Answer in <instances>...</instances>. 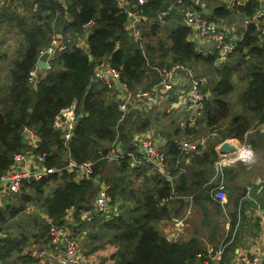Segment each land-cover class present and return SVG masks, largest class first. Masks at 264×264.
<instances>
[{"label": "trees", "instance_id": "1", "mask_svg": "<svg viewBox=\"0 0 264 264\" xmlns=\"http://www.w3.org/2000/svg\"><path fill=\"white\" fill-rule=\"evenodd\" d=\"M126 1L133 12L146 17L137 24L140 39L130 32L128 16L118 8L116 0H23L25 7L31 9L29 14L0 9V28L8 32L9 29H16L22 36L21 45L24 47L22 58L12 69L7 91L0 94V173L10 167L15 153L26 149L22 134L24 125L33 127L40 135L38 150L48 152V166H65L64 152L69 151L78 162L96 160L95 176L102 175V169L108 162L102 159V152L108 149L104 145L112 144L118 132L125 148H131L134 133L139 129L148 130L157 119L156 115L132 111L119 121L118 90L92 82L94 68L102 60L120 70L122 80L131 89L151 88L159 81L158 68H170L175 63L192 66L206 63L211 66L218 80H210L209 88L203 89L204 93L210 94L206 93L208 96L196 125L184 128L187 135L203 132L204 128L207 132L216 130L222 140H243L252 127L264 121V45L258 43L255 22L245 26L242 41L232 53L237 58L217 68L214 66V54H203L193 41H189L192 31L183 21V13L176 9L168 11L173 0ZM35 2L38 3L36 9L32 4ZM217 3L211 4L209 19L229 22L241 20V16L243 19L250 18L261 6V0H241L234 7H230L226 0ZM90 20L94 24L87 37V46L68 42V47L59 52L51 69L38 70L41 75L34 84L30 73L36 67L41 51L50 43L54 30L85 35L82 25ZM165 29L166 37L160 36ZM242 66L246 67L242 68L246 69L245 87L238 99L233 100L238 92L236 75ZM72 103H76L82 116L66 145L61 132L55 130L52 123L55 115ZM177 131L183 129L180 127ZM216 142L208 143L201 154L192 157L197 164L205 167L191 175L187 173L188 167L180 170L179 164H176V159L181 156L177 142L172 140L168 143V168L175 174L176 189L183 195L193 196L194 201L203 207L204 202L215 203L210 196L211 186L205 184L214 174V170L207 168L214 169V162L219 157ZM230 173L228 167L227 178ZM129 177L139 180L151 176H148L147 167H131L127 157L116 162L114 172L106 175L112 203L124 197L127 188L125 179ZM57 180H61L59 186L45 196L46 186ZM151 181L154 185L147 187L136 200V206L125 210L119 208L120 212L107 220L105 217V220L94 218L88 232L93 259L96 257L94 252L104 245L95 240L91 242V237L114 246L115 250L107 260L109 264H197L200 262H197L198 255L207 254L198 237L169 240L159 228V222L173 217L171 205L175 202L184 204V199L161 203V198L169 193L170 181L159 174H154ZM28 188L38 194L46 213L56 223L62 222L67 208H83L94 199L97 191L93 179L77 183L73 180V173L64 167L61 173L57 171L42 179L26 182L21 194L23 204L0 207L1 230L25 208V203L33 200L32 194L26 191ZM235 202L237 207L239 200ZM76 214L79 215L78 212ZM232 215L234 221L231 226L234 227L236 212ZM46 228L48 230V226ZM82 228L89 229L86 225ZM26 240V237L8 233L0 238V262L4 263L17 252L22 253L18 257L22 264H34L36 259L33 256L23 254ZM227 251L218 264H230Z\"/></svg>", "mask_w": 264, "mask_h": 264}, {"label": "built area", "instance_id": "2", "mask_svg": "<svg viewBox=\"0 0 264 264\" xmlns=\"http://www.w3.org/2000/svg\"><path fill=\"white\" fill-rule=\"evenodd\" d=\"M50 1V0H43ZM60 1V0H58ZM223 1V0H221ZM230 7L236 6L237 2L241 0H226ZM119 9L124 11L128 16V28L132 34L141 38L138 30V22L142 19L129 8V3L126 0H116ZM34 6L37 8L38 3L35 2ZM5 8L13 12H21L20 0H0V9ZM180 10L185 18V23L193 30V33L189 36L190 41H194L195 37L201 40L199 46L200 49L206 47L208 43H211L221 58L228 60L232 53L239 47L241 38L229 37L227 27L220 21H209L205 16V6L201 0H173L169 6L170 10ZM167 11V12H168ZM255 22L258 27L257 39L260 45H264V0L261 1V6L256 9L255 14L251 18L243 20L245 25ZM94 24L93 20H90L82 25L84 31L90 32ZM73 34L67 33L65 36H52L50 43L41 51L50 53V57L47 61V68L51 69L54 60L60 51L65 50L68 47V42L72 38ZM85 35L81 37L83 39ZM79 46L86 47L85 44ZM198 48V47H197ZM198 48V49H199ZM199 49V50H200ZM201 51V50H200ZM40 54V55H41ZM38 68L31 73L35 75L36 81L39 78ZM159 81L151 88H137L131 89L127 83L122 80L121 71L113 67L107 60L98 62L94 68V74L92 76V82L104 85L108 89L118 90L116 92V101L121 111V117L119 121L123 120L132 111L149 112L151 111L163 97L171 95L175 90L177 101L174 103V107L180 110H195V120H190L188 126L192 127L196 123L197 117L200 116L204 108L205 99L207 94L204 93L202 87V79L198 76L196 68L192 65L185 63H175L170 68H158ZM182 74V80L186 79L188 85H177V79ZM186 74V75H185ZM121 82L122 87L119 88L117 83ZM82 116L81 112H78L76 103H72L63 107L56 115L52 123V127L60 131L64 138L66 145L74 135L75 127ZM260 128L264 130V121L261 122ZM24 142L26 149L14 154L13 161L10 167L4 172L0 173V193L14 195L22 191L26 182L32 180H39L43 177H47L54 172H62L63 167L70 173L74 174L76 182L83 180L93 179L97 185V191L94 197V201L91 205H86L82 209L67 208L65 214V222L63 224L56 223L52 218H47L46 223L48 226L49 241L43 248L35 249L32 254L41 258H48V264H94V259L91 255L84 253L85 239L88 237V230L82 228L80 232H73L70 228L71 225L76 224L74 215L79 213L82 223H90L96 217L106 218L110 217V212L116 213V207L109 209L111 204V198L109 194V185L105 181L101 180L99 176H95V164L96 160L90 159L82 162L76 161L69 153L64 152V158H66L67 164L63 167L48 166V152L38 150L40 146L41 137L38 132L31 126L24 125L22 129ZM217 131L213 130L208 132L207 136H201L198 138H185L178 141L177 144L180 148V155L176 159V164H179L180 170H184L182 164V157L184 153L195 154L200 152L206 147L209 138L217 137ZM132 137V147L125 148L123 142L114 141L105 152H102V159H106L108 162H121L122 159L128 158L131 167H147L148 173L159 174L166 177L171 184L169 193L165 197L161 198V203H167L170 200L176 198L188 199L186 195L180 193L175 186V174H172L168 168V155H167V141L161 137L153 136L149 131L136 132ZM232 146L234 150L228 153H219L218 159L215 161L214 174L209 182L205 185L211 186L210 196L213 201L218 203L226 215L227 202V184H226V169L234 166L237 163H250L255 156V152L250 144L236 143L225 139ZM219 145L222 144L223 141ZM244 153L247 159H241V153ZM251 153L248 157L247 154ZM185 156V155H184ZM250 193L248 189L245 196L240 199V204L243 199H246ZM193 198V196H192ZM238 219L234 227L231 226V222L228 223L227 232L222 243L218 247V250L213 253L198 255V258L204 257L199 264H209L211 260L217 259L222 253H224L227 246L235 238L238 228L241 223V212L238 211ZM180 229L183 227V222L178 221ZM5 231L0 230V237L5 236ZM75 233V234H74ZM243 264H264V260L256 258L246 259Z\"/></svg>", "mask_w": 264, "mask_h": 264}, {"label": "rangeland", "instance_id": "3", "mask_svg": "<svg viewBox=\"0 0 264 264\" xmlns=\"http://www.w3.org/2000/svg\"><path fill=\"white\" fill-rule=\"evenodd\" d=\"M21 1V0H20ZM23 1V0H22ZM21 1V12L23 14H29L31 13V9H28L25 7L24 3ZM208 4H218V1L221 0H205ZM262 1V0H261ZM34 5V3H32ZM36 9V7L34 6ZM20 13V11H19ZM21 14V13H20ZM185 18H183V21ZM243 17L241 16V20L234 19L232 20L235 21V25L239 27L240 25L243 24ZM2 30L0 32L1 36V43H0V94L3 95L5 91H7L9 84L11 83L12 80V69L16 63L17 60L21 59L24 53V47L21 45V39L22 36L18 34V31L16 29H9V32L7 29L0 28ZM84 30V29H83ZM67 33H64L62 30H57L55 29L54 32L52 33V36H65ZM83 33L79 34H73L72 38L69 40L71 45H80L83 43V41H86L89 32H85V40H82L81 37ZM166 37L167 31H163L160 33V36ZM152 38H150L151 40ZM190 65V64H189ZM191 66V65H190ZM193 67L196 68L197 74L199 76L207 77L208 80H218L216 73L214 69L209 66L206 63H198L194 65ZM246 68L245 66L240 67L237 75H236V80H237V85H238V92L233 96V100H237L238 97L240 96V92L244 89L245 83H246ZM35 70V68L32 70V72ZM48 71V70H47ZM31 72V73H32ZM30 73V74H31ZM40 73H39V78H40ZM242 76H244L242 78ZM35 75L31 76V79H33L34 84H36L39 80V78L35 81L34 80ZM208 81V82H209ZM211 87V86H210ZM209 88V87H208ZM210 94V93H209ZM168 111L173 110L171 108H167ZM165 107L160 106L158 110L152 111L154 115H156L155 121L151 125L150 129H153L154 132L157 134H160L163 137H166L167 140L169 139L168 136H166V126H172V128L176 127V125L173 124H178L180 125L182 120H184L185 125L188 126L191 118V120H195V114H190L186 113L182 118L178 113L176 112H168ZM203 111V110H202ZM202 114V113H201ZM201 116V115H200ZM200 116H198L200 118ZM198 118V119H199ZM226 120H229L227 118ZM197 122V121H196ZM196 123L194 124V126ZM193 127V126H192ZM197 128V126H196ZM200 126H198V129ZM259 129V124H256L255 127H253L246 135L243 140L238 139V141H235V138H229L230 141H235V142H241V143H246L252 145L255 156H254V161H253V166L254 170L260 171L262 168H264V136L260 135L257 137H254L253 139L255 140L256 144L253 145L251 142V137L256 136L255 133L256 130ZM147 130V129H146ZM207 131L194 134V135H187L185 132H179L176 131V133L169 134V137L172 140H177L181 141L183 137L185 138H198L201 136H207ZM165 138V139H166ZM114 141H123V139L120 136V133L118 132L116 134L115 140ZM113 141V142H114ZM112 142V143H113ZM213 142V141H211ZM111 143H106L104 146L109 147ZM186 157H191V153H184ZM116 162H107V164L104 166L102 169V175H99V178L107 183L106 181V175L114 172ZM188 167L187 164H184V168L186 169ZM153 173H148V179H145L144 177L140 178L139 180H136L134 177H129L125 179V185H126V193L123 198L117 199L115 203H112V198H111V204L109 209L113 210L116 207V213L119 211V208L122 210H125L128 207H134L136 206L135 202L137 199H139L142 195L143 192L147 189L148 186H153L154 183L151 181ZM73 180H74V174H73ZM237 181V180H236ZM242 185L249 186L251 185V181H248L246 179L240 180ZM61 180L57 181H51L48 186L45 188L44 195L48 196L50 192H52L57 186H59V183ZM226 184H227V194H228V180L226 177ZM241 186V184L239 185ZM25 189L20 192L21 194L23 193ZM27 193H31L33 200L27 202L24 204L25 208L14 218L10 219L3 227L2 230L5 231V233L11 234V235H16L20 238L26 237V245L24 246V251L23 254H28L33 256L36 259V262L34 264H48L49 259L48 258H41L34 256L32 254L33 249L36 248H43L47 244V237H48V230H47V223L46 220L47 218H51L48 213L45 211V207L42 205V201L38 199V194L33 193L29 188L26 189ZM14 194L11 195V198L7 199L5 206L11 205V206H20L23 204L21 194ZM134 195V196H133ZM188 199L184 201V204L180 202H175L171 205L172 207V216H178V217H183L186 213V208L190 207L191 213L186 219L187 225L189 223V226L185 227L184 231L181 232L180 234V239H189L192 237V235L197 236L198 238H201L202 241H210V242H219L223 236L225 238L226 236V224L228 222V218L226 213L221 207V210L214 205V210L216 211L217 214H214L213 219L211 220L208 216L205 215L201 210L199 209L196 205V202L193 200L192 196H187ZM94 199L89 202L88 205H91L93 203ZM232 206L233 205H228L226 212L231 218L232 215ZM69 208H74L76 210L82 209V208H77V207H69ZM178 211V212H177ZM120 212V211H119ZM77 213V212H76ZM115 213V214H116ZM66 214V212H65ZM110 216H113L114 214L112 212L109 213ZM175 215V216H174ZM102 217H99V219L105 220L103 217L105 215H101ZM76 224L71 225L70 228L74 230L73 232L77 233L80 232L82 229L83 225H86L89 229L88 232H90L91 228L93 225L92 222L90 223H82L80 216L77 214L74 215ZM107 217V216H106ZM173 217H170L169 219H163L161 222H159V228L164 232L165 234V229L169 228L170 230L172 229V226L174 225L175 221L173 220ZM110 219V218H109ZM173 220V221H172ZM65 222V215L62 219V222L60 224H63ZM59 223V222H58ZM173 223V224H172ZM89 225V226H88ZM95 226V224H94ZM187 228V229H186ZM169 230V231H170ZM74 233V234H75ZM223 238V239H224ZM100 242L103 247H101L99 250L95 251L94 254L96 255L94 259V264H109L110 262H107L109 259V256L112 253V249H114V246L112 244H108L103 242L102 240L99 239H92L91 237V242ZM85 248L83 249L84 253H87L88 255H91L93 258V255L91 254V244H90V238L85 239V243L83 244ZM22 254V253H21ZM17 252L14 253L13 257L10 259L6 260L4 263L0 264H22L21 260L18 258L19 255H21ZM223 254H221L219 257H221ZM211 262V261H210ZM200 263V262H199ZM197 263V264H199ZM213 264H217V262H214Z\"/></svg>", "mask_w": 264, "mask_h": 264}, {"label": "crops", "instance_id": "4", "mask_svg": "<svg viewBox=\"0 0 264 264\" xmlns=\"http://www.w3.org/2000/svg\"><path fill=\"white\" fill-rule=\"evenodd\" d=\"M201 1L204 3L205 16L207 17V19L209 21H220V22H222L227 27V29L229 31L228 32L229 37H238V38H241V41H242V38L244 36L245 26H246L244 23L242 25H240L239 27H237L234 23L235 21L229 22L227 20L209 19V17L212 15V6L210 4H208L205 0H201ZM141 18H146V17H141ZM246 18H249V17H246ZM246 18H244V20ZM237 20H240V19H237ZM191 31L192 32L190 33L189 36L194 37L195 35H191L193 33V30L191 29ZM82 40H85V38L83 37ZM193 42L195 43L196 48L197 47L199 48V46L201 44V40H199L198 37H195V40ZM83 44L87 45V39H86V41H83ZM200 50L205 55H208V54H214L215 55L214 66L217 68H221L226 63L233 62L235 57H236L234 54H232L228 60H224V58H221L219 56L215 47L211 43H208L206 45V47H203ZM36 67H37V65H36ZM182 77L183 76L181 74V76H179V79H177V82L175 84L176 87H177V85H181V86H183V85L187 86L188 85V81L186 79L182 80ZM199 77L203 78L202 79L203 89L208 87V85H209L208 78L203 77V76H199ZM206 93H209V92H206ZM176 101H177V97L175 95V90H174L171 95H168L167 97H163L161 99V101L149 112L158 110L160 106H163L166 108V110L168 107L173 109L170 111L178 113L180 116H182V118H184L183 116L186 113H188V115L195 113L194 109L180 110V109L174 107V103ZM170 111H168V112H170ZM136 112H141V111H136ZM198 118L199 117H197V120H198ZM182 121L183 122H181L180 125L173 124V125H176V127H174V128H172V126H166L167 130H165V132H166V136H168V138H169L168 140L166 137H163L160 134H157L156 132H154L153 129H150L151 126L148 128V130H140L139 129V131H137V133L143 132V131H149L153 136L161 137L163 139L166 138L165 140L169 143V141H172L171 138L169 137V134H171L172 131H173V133H176L178 128L181 127L183 129V131H184V128H186L187 125H185L184 120H182ZM260 124H259V129H257L256 132H258V133L261 132V133L256 135V136L251 137V142L253 143V145L256 144L255 140L253 139L254 137H257L260 135L264 136V130L260 128ZM183 131H179V132L181 133ZM227 139H229V138H227ZM235 139H236L235 141H238L237 138H235ZM173 141L177 142V140H173ZM211 141H214V142L217 141L215 148H216L217 152L219 153V147H220L219 144L221 143L222 139L221 138L219 139L218 136L217 137L214 136L212 138H209L208 143H210ZM131 143H132V141H131ZM133 143H134V141H133ZM168 143H167V147H168ZM208 143H207V145H208ZM236 143H239V142H236ZM207 145H206V147H207ZM206 147H204L200 152H197L195 154H191L190 155L191 157H186L184 155L182 156V157H186V159H182V164L188 165L187 173L190 172V175L193 174L195 171L205 167V166H201V165L197 164L193 160L192 157L196 154H201ZM254 159L248 164L237 163L234 166L229 167L231 173L228 174V178H227V180H228V191L229 192L227 194L228 200H227V202H225L226 208L228 207V205H233L232 206V211H233L232 214L234 212H236L235 224H236L238 216H239L238 215L239 209L241 212V223H240V226L238 228V232H237L235 238L233 239V241L225 249V251L228 250L227 251V257L230 259V264H243V262L249 258H251V259L256 258L259 260H264V168H262L260 171L254 170V166H253ZM214 165H215V162H214ZM207 170L212 171L214 169L212 167H209V168H207ZM189 177H188V179H189ZM242 179H246L248 181H251V185L244 187L240 181ZM74 181H75V179H74ZM77 183H79V182H77ZM188 183H189V181H188ZM240 184H241V186H239ZM24 187H25V185H24ZM249 188H250L249 195L247 196L246 199H243V201L240 204V199L246 195ZM16 194H18V193H16ZM9 198H11L10 194H5V192H1L0 193V207H5L6 201ZM236 200H239L237 207H236V202H235ZM184 201H186V200L184 199ZM204 203H206L204 205V207L200 206L199 202H196V204H197L196 206L198 208L199 207L201 208V210L204 214V218H205V215L208 216V214H209V217L212 220L214 214H217L213 207L215 206L218 208L219 204L216 202L215 203L204 202ZM220 207H219V209L221 210ZM190 213H191V210H190V207H188V208H186V213L183 217H178V216L174 215L175 217H173V220L175 221V223L172 226V229L171 230L169 228L165 229V235L168 237L169 240H175V241L176 240H186V239H180L179 237H180L181 232L184 231L185 227L189 226V223L187 225L188 220L186 222V219ZM227 218H228V222H227L226 227H225L226 232H227L228 223L231 222V224H232V222L234 221L233 215H231V218L228 215ZM178 221L183 222L182 229L179 228V226L177 224ZM3 233H5V232H3ZM2 237L3 236H1L0 238H2ZM192 237H197V236L192 235ZM192 237H190V238H192ZM223 238H224V236H223ZM223 238L218 243L217 242H210L207 240L202 241L201 238H199V239H200L201 244L205 247V249H204L205 253H210L211 251H213V253H214L218 250V247L222 243ZM229 247H231V248L228 249ZM34 250L35 249H33V251ZM114 250H115V248L112 249L111 251L114 252ZM225 251H224V253H225ZM224 253H222V254H224ZM203 255H204V253H203ZM219 259H221V257H218L215 260H211V262L209 264H213L214 262H217V264H218ZM201 260H202V258L198 259L197 262L201 261Z\"/></svg>", "mask_w": 264, "mask_h": 264}, {"label": "water", "instance_id": "5", "mask_svg": "<svg viewBox=\"0 0 264 264\" xmlns=\"http://www.w3.org/2000/svg\"><path fill=\"white\" fill-rule=\"evenodd\" d=\"M50 57V53L48 51H44L37 61V68L39 70H45L47 68V61ZM90 59H93V56L90 55ZM118 87L121 88V82L117 83ZM31 110V109H30ZM234 150V146H232L228 141H223L219 147V153H228Z\"/></svg>", "mask_w": 264, "mask_h": 264}, {"label": "clouds", "instance_id": "6", "mask_svg": "<svg viewBox=\"0 0 264 264\" xmlns=\"http://www.w3.org/2000/svg\"><path fill=\"white\" fill-rule=\"evenodd\" d=\"M247 156L250 157L251 153H248ZM241 159H245V160L247 159V157L245 156L243 152L241 153Z\"/></svg>", "mask_w": 264, "mask_h": 264}]
</instances>
